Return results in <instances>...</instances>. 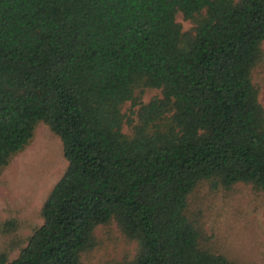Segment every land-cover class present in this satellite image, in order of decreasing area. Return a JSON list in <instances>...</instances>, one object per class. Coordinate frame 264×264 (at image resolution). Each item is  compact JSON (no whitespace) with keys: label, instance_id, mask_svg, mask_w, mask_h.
I'll use <instances>...</instances> for the list:
<instances>
[{"label":"trees","instance_id":"16d2710c","mask_svg":"<svg viewBox=\"0 0 264 264\" xmlns=\"http://www.w3.org/2000/svg\"><path fill=\"white\" fill-rule=\"evenodd\" d=\"M263 45L264 0H0V177L43 123L68 162L0 264H83L111 224L139 245L117 264H240L191 198L264 195Z\"/></svg>","mask_w":264,"mask_h":264},{"label":"rangeland","instance_id":"374dc122","mask_svg":"<svg viewBox=\"0 0 264 264\" xmlns=\"http://www.w3.org/2000/svg\"><path fill=\"white\" fill-rule=\"evenodd\" d=\"M177 21L192 29L182 14ZM259 101L264 107V45L261 64L254 73ZM160 92H147L148 102ZM130 112V105L125 108ZM129 132V128H125ZM68 168L61 139L46 124L37 127L32 143L0 177V248L13 251L14 260L40 228L42 208ZM191 209L203 218L211 245L240 264H264V195L251 185L239 184L232 193L202 187L191 198ZM99 246L86 254L83 264H117L133 260L139 245L127 239L116 224L97 230Z\"/></svg>","mask_w":264,"mask_h":264}]
</instances>
